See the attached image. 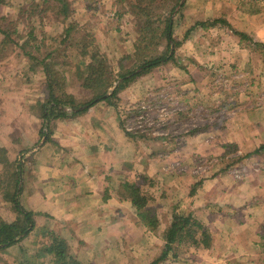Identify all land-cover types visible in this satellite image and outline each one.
Returning <instances> with one entry per match:
<instances>
[{
	"label": "rangeland",
	"instance_id": "374dc122",
	"mask_svg": "<svg viewBox=\"0 0 264 264\" xmlns=\"http://www.w3.org/2000/svg\"><path fill=\"white\" fill-rule=\"evenodd\" d=\"M133 1L67 0L66 13L57 0H5L0 6V30L5 33L0 32V221L11 223L16 217L13 204L6 201L10 194L15 193L23 209L19 199L22 175L38 146L45 144L39 137L30 149L15 152L10 142L22 137L15 131L19 130L16 116L29 114L28 102L48 99L39 63L51 54L45 62L53 65L58 78L56 93L71 95L77 105L86 103L92 93L82 87L79 78L88 62L81 56L84 45L86 51L103 54L115 76L135 68L134 47L142 35ZM174 2L154 0L151 15L164 20ZM147 6L150 3L144 2L141 10ZM171 19L172 38L177 42L170 46L173 61L135 78L124 89L130 92L122 96L121 91L112 100L118 121L123 120L126 131L141 136L132 141H151L162 153L180 147L188 136L207 141L203 146L207 153L197 155L189 166L200 171L198 175L230 171L240 179L253 169L264 170V145L251 142L243 146L238 138L241 131L250 138L255 126L264 129V0H179ZM214 20L219 23L212 25ZM69 24L72 29L67 33ZM157 37L147 38L149 47L140 56L164 52V38ZM126 56L131 58L123 59ZM250 115L252 121L247 119ZM51 121L42 120L39 132L45 134ZM260 152L253 163L247 161ZM29 244L22 242L26 249ZM18 250L19 246L0 249V264L50 263L20 257ZM188 250L186 245L179 248L180 253ZM177 259L181 263L186 258ZM65 264L74 262L68 259Z\"/></svg>",
	"mask_w": 264,
	"mask_h": 264
},
{
	"label": "crops",
	"instance_id": "0c3cea01",
	"mask_svg": "<svg viewBox=\"0 0 264 264\" xmlns=\"http://www.w3.org/2000/svg\"><path fill=\"white\" fill-rule=\"evenodd\" d=\"M130 91H122V96ZM28 103L29 114L16 116L15 131L22 137L10 141L15 152L30 149L40 137L42 118L36 106L42 102ZM69 110L65 118L49 123V141L47 131L45 144L33 153L21 178L20 204L33 213L36 234L14 245L20 257L49 264L68 259L74 264H152L162 253L163 234L177 208L207 229L210 246L182 243L189 250L180 253L181 246L175 245L174 254L186 258L184 262L166 259L155 264H264V170L253 169L240 179L230 171L198 175L200 171L189 166L197 155L207 153V141L188 136L180 147L162 153L151 141L126 137L114 107L105 102L75 115ZM247 119L253 120L251 115ZM254 128L248 139L240 132V144L264 145V129ZM259 156L261 152L247 161ZM137 176L151 182L142 190L149 197L147 207L155 209L154 230L140 221L124 189ZM46 232L67 246L63 262L39 248ZM23 241L33 249L31 244L23 248Z\"/></svg>",
	"mask_w": 264,
	"mask_h": 264
},
{
	"label": "trees",
	"instance_id": "16d2710c",
	"mask_svg": "<svg viewBox=\"0 0 264 264\" xmlns=\"http://www.w3.org/2000/svg\"><path fill=\"white\" fill-rule=\"evenodd\" d=\"M62 5V13H66L67 0H57ZM154 0H134L132 7L137 9L138 21L140 26H138V31H140L142 37L138 42L137 46L134 47L137 62L135 68L132 70H127L118 76H115L111 70L107 58L100 54L97 50L86 51L88 46L84 45L82 47L81 56L84 60L88 59V62H84V71L80 72L79 78L83 81L82 87L90 90L92 93L91 99L82 105H77L75 99L71 95L56 93L55 89L60 88L58 83V78L55 71L53 70V65L49 62L46 63L45 59L51 58V54H47L44 59L39 63L41 71L45 77L46 89L49 92L48 99L45 103L38 104V111L41 115L43 121H49L52 119L65 118L67 116L66 109H70L69 113L75 115L81 111H77L79 107H85L88 109L98 102H105L110 106H115L112 100L117 99V95L123 91L129 83H131L135 78L148 73L150 70L157 68L162 64H166L173 61L174 56L169 55L170 46L177 44L172 38V19L171 14L179 6V0H175L174 4L168 10L166 18H155L151 15V5ZM144 2L150 3V7H142ZM5 3V0H0V6ZM65 17V16H64ZM219 23V20H214L212 25ZM159 25H163L161 29ZM72 25L69 24L66 28L67 33L72 29ZM2 32V30H0ZM4 32H2L3 34ZM241 38L245 36L241 33H237ZM5 35V33H4ZM67 35V34H66ZM163 36L164 38V52L159 55L147 54L143 56L140 53L143 49L147 50L149 47L146 42L147 38L150 40H156L157 36ZM91 43V42H89ZM141 44L144 45L141 48ZM140 56V57H139ZM131 56H126L123 59H130ZM122 59V60H123ZM139 59V61H138ZM85 76V77H84ZM84 78V80H83ZM117 83L110 95H107L109 88ZM119 125L122 128L126 137L130 140L139 139L141 136H136L135 134L125 130L123 125V120H119ZM40 137L44 135V132H39ZM50 129H48V134L46 141H49ZM151 182L144 178L143 176H137L133 181L124 184V189L126 194L129 196L133 207L136 209V215L142 223L146 225L151 230L156 229L158 225V220L155 218L154 209L147 207L149 197L144 194L142 188L150 187ZM193 193V191H192ZM191 196V195H190ZM8 200L13 204L14 211L16 213L15 219L11 223H6L0 221V246H2L1 251H4L20 240L25 238L30 231L33 230L34 220L33 213L27 212L22 209L16 202L15 193L8 196ZM44 235L45 243H40L39 248L44 250L46 254L52 255L55 259L63 262L67 257V246L65 243L58 239L56 236L46 232ZM43 238V237H42ZM47 241H49L47 243ZM164 247L161 255L154 260L152 264L164 261L166 259L177 260V256L174 254L173 247L175 245H180L182 243L189 242L194 246H202L203 248H208L210 246V235L206 228H204L196 219H194L189 213L184 214L181 210L177 208L174 209L172 214V219L170 225L163 234Z\"/></svg>",
	"mask_w": 264,
	"mask_h": 264
},
{
	"label": "water",
	"instance_id": "95a60500",
	"mask_svg": "<svg viewBox=\"0 0 264 264\" xmlns=\"http://www.w3.org/2000/svg\"><path fill=\"white\" fill-rule=\"evenodd\" d=\"M182 3V2H181ZM173 48V47H172ZM171 48V49H172ZM172 54V52L170 53V55ZM85 109V107H79L78 108V110L77 111H83ZM44 140H45V136L43 137V139H42V142H44ZM0 249H2V246H0Z\"/></svg>",
	"mask_w": 264,
	"mask_h": 264
},
{
	"label": "built area",
	"instance_id": "2783aa9c",
	"mask_svg": "<svg viewBox=\"0 0 264 264\" xmlns=\"http://www.w3.org/2000/svg\"><path fill=\"white\" fill-rule=\"evenodd\" d=\"M128 131V130H127Z\"/></svg>",
	"mask_w": 264,
	"mask_h": 264
}]
</instances>
